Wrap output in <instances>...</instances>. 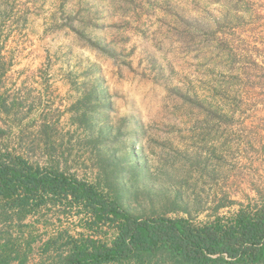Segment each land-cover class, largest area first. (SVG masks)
Returning a JSON list of instances; mask_svg holds the SVG:
<instances>
[{"label": "rangeland", "instance_id": "374dc122", "mask_svg": "<svg viewBox=\"0 0 264 264\" xmlns=\"http://www.w3.org/2000/svg\"><path fill=\"white\" fill-rule=\"evenodd\" d=\"M0 127L29 163L88 182L117 171L112 191L136 216L199 223L257 201L264 0H0ZM69 214L40 209L13 228L24 264L81 231Z\"/></svg>", "mask_w": 264, "mask_h": 264}, {"label": "trees", "instance_id": "16d2710c", "mask_svg": "<svg viewBox=\"0 0 264 264\" xmlns=\"http://www.w3.org/2000/svg\"><path fill=\"white\" fill-rule=\"evenodd\" d=\"M48 127L42 131L48 140ZM0 127V264H24L32 250L14 235L28 216L56 208L74 211L81 231L58 232L39 248L41 264H264V197L252 202L227 201L196 223L186 216H136L112 191L110 176L98 169L88 182L60 168L29 163L3 144ZM47 146V143L43 144ZM105 163L110 156L106 155ZM107 169V170H106ZM227 200V199H225ZM236 204V211L218 215ZM111 239H106L109 233Z\"/></svg>", "mask_w": 264, "mask_h": 264}]
</instances>
